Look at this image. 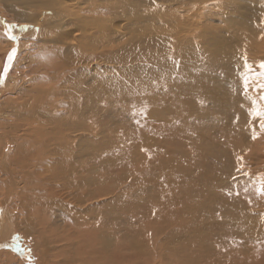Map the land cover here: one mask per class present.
<instances>
[{
    "label": "bare ground",
    "instance_id": "bare-ground-1",
    "mask_svg": "<svg viewBox=\"0 0 264 264\" xmlns=\"http://www.w3.org/2000/svg\"><path fill=\"white\" fill-rule=\"evenodd\" d=\"M0 54V264H264V0H0Z\"/></svg>",
    "mask_w": 264,
    "mask_h": 264
},
{
    "label": "rangeland",
    "instance_id": "rangeland-1",
    "mask_svg": "<svg viewBox=\"0 0 264 264\" xmlns=\"http://www.w3.org/2000/svg\"><path fill=\"white\" fill-rule=\"evenodd\" d=\"M9 23H13V22H9ZM15 24V23H14ZM168 48V47H167ZM169 49L171 50V49H174L173 47H171V46H169ZM0 58H2V54H0ZM164 58L165 59H167V60H169L170 61V63H171V65H172V68L173 67H177V68H179V64H180V60L179 59H181V57H179V56H175V58H177V59H174V58H171L170 56H169V53L167 54V55H165L164 56ZM14 60H12V62H13ZM12 62H11V64H12ZM12 69V66H10L9 67V69H8V71H7V73H6V76H5V78L7 79V76H8V74L10 75L12 72L10 71ZM27 69H28V72H27V74H29L30 72H31V69H30V67H28L27 66ZM25 71V70H24ZM11 72V73H10ZM27 80H29V79H27ZM11 89V90H10ZM12 89H14L13 88V86H11L9 89H7V90H4V91H2V93H1V96H0V99H3L6 95H13V90ZM11 93V94H10ZM197 138H204V136H199V137H197ZM225 190H227L226 192H224L225 193V195H226V193L227 194H229V188H227V189H225ZM231 191V190H230ZM210 213H208V221H209V218H210ZM219 219H220V217H219ZM1 249H3V248H1Z\"/></svg>",
    "mask_w": 264,
    "mask_h": 264
},
{
    "label": "snow or ice",
    "instance_id": "snow-or-ice-1",
    "mask_svg": "<svg viewBox=\"0 0 264 264\" xmlns=\"http://www.w3.org/2000/svg\"><path fill=\"white\" fill-rule=\"evenodd\" d=\"M9 58L11 59V57H9ZM260 67L264 68V62H261ZM260 75H264V72H261ZM245 83H247V80H245ZM262 99H264V97H262ZM253 114L261 117L262 120H264V109H254ZM261 128L264 129V122L261 123ZM261 190L264 191V188H262Z\"/></svg>",
    "mask_w": 264,
    "mask_h": 264
}]
</instances>
